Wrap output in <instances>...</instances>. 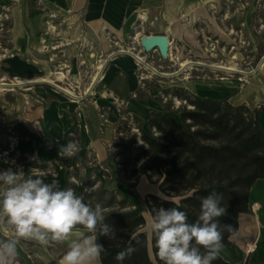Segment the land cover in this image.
Segmentation results:
<instances>
[{
  "label": "rangeland",
  "instance_id": "obj_1",
  "mask_svg": "<svg viewBox=\"0 0 264 264\" xmlns=\"http://www.w3.org/2000/svg\"><path fill=\"white\" fill-rule=\"evenodd\" d=\"M101 2L104 3L103 8L107 3L108 6L111 3L116 6L114 0H101ZM129 2L131 3V0ZM16 3L25 6L24 0H10L8 4L0 8V82L10 83L20 78L40 79L45 77L63 88L68 87L69 82L73 86L78 85L79 92L75 89L74 94L83 95V92L90 87L92 79L98 71V65L104 63L103 60L107 56L109 59L117 53L123 54L122 51L128 50L127 52L140 56L144 61L137 63L133 58L138 82L139 75L143 74L145 77L144 83H139L143 93L170 110L175 109L172 105H179V102L172 95L168 96L166 91L169 92L176 87H186L189 94H191L190 91L209 93L213 89L231 88L232 96L237 97L234 98L235 101L243 99L241 95L237 96V94L245 87L251 86L252 82L264 84V64H261V61L264 60V0H204L194 5H176L166 15L160 11L161 8L151 7L142 10L139 5L129 8V4L127 10H130L131 15L126 17L128 21L123 20L117 25H112L114 28L112 30L107 29L99 32L96 35L97 38L88 45L91 59L94 62L98 60L92 68H87L84 63L80 64L82 61L80 54H82L84 46L76 54L77 60L74 63L66 60L59 63L56 60L58 59L57 53H54L55 51L50 48V52L46 55L51 61L52 73L31 77L10 76L4 71L6 59L10 56H3V49L7 48L13 55L18 53L12 51L8 46L12 24L11 7ZM140 14L143 15L141 18L138 16ZM132 15L137 17L135 21H133ZM154 31L167 34L172 41L170 54L166 59L161 58L156 50L141 51L138 44L140 37ZM100 38H104L106 42V49L104 48L102 57H99L100 53H97V51L99 52ZM184 60L191 61V63L182 68L180 63ZM213 64L232 67L234 65V68L243 70L245 74L237 71L217 70L211 66ZM57 72H63L66 78H62V81L56 80L57 76H60L59 79H61V75ZM3 77L4 80H2ZM239 78L242 80H238ZM4 88L6 89L0 90V113L2 116L0 119V172L11 168L13 172H21L24 178L29 175L40 176L45 182H51L52 178H56L61 189L73 188L77 195L84 197V202L88 205L94 197H86V195L101 190L113 193L117 200L127 198L132 203L130 208L141 211L146 218L147 224L143 229L149 234L151 218L146 197L148 194L161 195V192L158 189V184L150 182L142 172L136 177L127 179L121 175V171H118L120 158L116 155L117 149L113 147V143L119 137L116 133L119 121L126 117V114L123 113L118 116L121 108L115 114L110 113L108 109L105 112L101 111L100 126L92 134L94 139L100 140L107 149L108 158L99 160L95 151L90 148L84 147V150H80L79 133L74 132L69 141L76 144L75 153L69 158L58 157L49 160L46 162V167L41 168L36 165L42 163L37 156L34 154L24 156L18 150L16 143L19 139L14 126L24 123V120L28 119L29 116L26 114L30 113L31 106L37 103L35 100L36 90L47 88V90H54L56 93H64L45 82L5 86ZM93 88L80 101H93V91L95 90ZM244 99L246 100L247 97ZM16 100L19 101L17 106ZM25 101H28V104ZM248 107L251 110L258 109L256 106ZM12 119H17L18 124L4 128L3 125L11 123ZM143 129L147 130L145 123ZM131 131L135 132L136 129ZM86 134H89L88 130ZM86 181L90 186L85 184ZM0 190H2V186H0ZM113 209H117V207L114 206ZM81 233V235H87L85 231ZM14 235L15 233L11 230L7 235L0 232V240H7ZM78 235L80 233L73 232L69 240L62 243L50 241L47 245H40L31 240H21L17 245L18 255L14 264H59L71 241L81 237Z\"/></svg>",
  "mask_w": 264,
  "mask_h": 264
},
{
  "label": "crops",
  "instance_id": "obj_2",
  "mask_svg": "<svg viewBox=\"0 0 264 264\" xmlns=\"http://www.w3.org/2000/svg\"><path fill=\"white\" fill-rule=\"evenodd\" d=\"M9 1L0 0V8ZM24 1L25 6L16 3L11 7L12 24L8 46L18 53L6 59L4 71L10 76L51 74V61L46 55L50 48L57 53L56 60L59 63L62 60L74 63L77 60L76 54L84 46L80 59L87 68H92L98 60L94 62L91 59L88 45L97 38L99 32L112 30V25L123 20L127 22L126 17L131 15L130 10H127L129 4V8L139 5L142 10L161 8L160 11L166 15L176 5H194L204 0H139V3L138 0H131V3L129 0H114L116 6L112 3L108 6L107 3L105 8L101 0ZM134 16L132 15L133 21L137 18ZM138 16L141 18L143 15ZM150 34L165 33L154 31ZM104 48L106 49V42L104 38H100L99 52L97 51L100 53L99 57H102ZM103 61L102 76L93 86V101H74L54 90L38 89L35 95L37 103L26 114L28 119L19 124L17 119H12L11 123L3 125L5 128L18 124L14 126L19 139L16 146L22 155L34 154L45 163L57 159L60 157L58 146L54 145L50 149V141L59 140L61 144H67L72 134L78 132L80 150H84V147L93 149L96 157L104 160L108 158L107 149L92 135L100 126L101 111L108 109L115 114L121 108L118 116L121 113L126 114V117L135 115L146 121L151 112L163 110L160 102L146 96L141 90L135 74L134 59L128 52L117 53L109 59L107 56ZM250 85L241 94H237L243 99L235 101L234 98L237 97H233L232 89L227 87L225 90L213 89L209 93L190 92L201 97H228L229 102L234 105L244 103L247 106H256L259 111L257 120L264 130V84L254 81ZM18 102L16 100V106ZM1 117L0 113V119ZM86 129L89 134H86ZM254 186H257L256 191H253ZM254 202L260 204L259 210L251 206ZM248 209L247 212L239 214L238 228L229 237L230 244L224 245L219 254L231 264H264V178L253 182L249 191ZM150 218L152 221L151 214ZM145 221L146 225V218ZM83 231L89 235L86 230L78 227L73 232L80 233L78 236H81ZM93 264H101L99 258Z\"/></svg>",
  "mask_w": 264,
  "mask_h": 264
},
{
  "label": "trees",
  "instance_id": "obj_3",
  "mask_svg": "<svg viewBox=\"0 0 264 264\" xmlns=\"http://www.w3.org/2000/svg\"><path fill=\"white\" fill-rule=\"evenodd\" d=\"M174 89L166 93L182 107L172 105L175 109L170 110L163 105L162 111L151 112L145 122L135 115L119 121V137L113 147L120 158V171L127 179L142 172L158 184L161 195L146 197L151 217L154 208L177 207L194 222L202 198L212 191L223 193L222 205L227 214L218 219L233 228L223 232V246L229 245V237L238 228L239 214L248 211L253 182L264 178V130L257 120L259 111L244 103L234 105L228 97H201L183 87ZM144 123L147 130L143 129ZM134 128L136 131H131ZM36 165L46 167L45 162ZM86 197H94L90 200L93 208L97 203L102 205L105 222L117 229L116 239H98L107 249L99 257L101 264H119L116 254L130 243L136 251L123 264H163L154 236L143 229L144 215L131 209L127 198L117 200L107 190ZM213 264L231 263L219 256Z\"/></svg>",
  "mask_w": 264,
  "mask_h": 264
},
{
  "label": "clouds",
  "instance_id": "obj_4",
  "mask_svg": "<svg viewBox=\"0 0 264 264\" xmlns=\"http://www.w3.org/2000/svg\"><path fill=\"white\" fill-rule=\"evenodd\" d=\"M58 146V155L71 157L76 144L69 141H50L49 148ZM0 232L14 237L0 240V264H14L21 240H31L40 245L65 242L77 226L89 235H81L68 245L60 264H93L105 246L98 242L103 236L116 239L117 229L105 222L103 207L84 202L82 195L69 187L61 189L59 181L45 182L40 176L24 178L11 168L0 172ZM223 193L212 191L201 200L200 214L190 222L185 211L177 207L154 208L150 231L155 239L157 255L163 264H213L223 248V232L233 231L231 225L221 224L218 218L227 214L222 205ZM136 248L129 246L119 251L115 260L119 264L130 257Z\"/></svg>",
  "mask_w": 264,
  "mask_h": 264
},
{
  "label": "bare ground",
  "instance_id": "obj_5",
  "mask_svg": "<svg viewBox=\"0 0 264 264\" xmlns=\"http://www.w3.org/2000/svg\"><path fill=\"white\" fill-rule=\"evenodd\" d=\"M143 19H144V17H143ZM122 51V50H121ZM128 51V50H127ZM126 51V52H127ZM191 63V61H188V60H184V61H182L181 63H180V65L182 66V68H185L188 64H190ZM261 64H264V60H262L261 61ZM103 65H104V63H101V64H99L98 65V71L96 72V74L94 75V77H93V81H92V83L90 84V87H89V91H90V89L94 86V84L96 83V81L98 80V79H100L101 78V70H103ZM213 68H215V69H219V70H226V71H237V72H242L243 73V70L242 71H240V69H236V68H234L235 66L233 65V67L232 66H226V65H224V64H222V65H215V64H213V65H211ZM245 72V71H244ZM103 73V72H102ZM243 74H245V73H243ZM2 80H4V77L2 78ZM238 80H242V78H239ZM35 82H47V83H50V84H52V85H55L56 87H58V88H60V89H62L63 91H65L66 93H68V94H70V95H73V93L70 91V90H68V89H66V88H63V87H61V86H59V85H57V84H55L52 80H50V79H48V78H45V77H43V78H40V79H36V78H20L19 80H17L16 82H14L15 83V85L17 84V85H29V84H32V83H35ZM12 84H9V83H7V82H0V90H2V89H6V88H4L5 86H11ZM7 89H10V88H7ZM74 96V95H73ZM256 187L257 186H254V190L253 191H256ZM251 206L254 208V209H256L257 208V210H259V207H260V204L258 203V202H254V203H251ZM261 215H262V213H261Z\"/></svg>",
  "mask_w": 264,
  "mask_h": 264
},
{
  "label": "water",
  "instance_id": "obj_6",
  "mask_svg": "<svg viewBox=\"0 0 264 264\" xmlns=\"http://www.w3.org/2000/svg\"><path fill=\"white\" fill-rule=\"evenodd\" d=\"M139 44L145 52L156 50L163 59L169 56V39L166 34H144L140 37Z\"/></svg>",
  "mask_w": 264,
  "mask_h": 264
},
{
  "label": "built area",
  "instance_id": "obj_7",
  "mask_svg": "<svg viewBox=\"0 0 264 264\" xmlns=\"http://www.w3.org/2000/svg\"><path fill=\"white\" fill-rule=\"evenodd\" d=\"M168 39H169V37H168ZM138 44H139V41H138ZM171 44H172V41L169 39V50H170V46H171ZM140 45V44H139ZM141 47V46H140ZM3 56H6V55H9V56H13V53H11L10 52V50H8L7 48H4L3 49ZM141 51L142 52H145L144 50H143V48L141 47ZM129 54H131L132 55V57L136 60V62L137 63H142V62H144L143 60H142V58L140 57V56H137V55H135V54H133V53H131V52H128ZM170 54V53H169ZM83 63V61H81L80 62V64H82ZM57 74H59V75H61V79H59L60 78V76H57V77H55L56 78V80H58V81H62V78H66L65 77V75L63 74V72H57ZM139 83H144V76H143V74H141V75H139ZM17 81V80H16ZM15 81V82H16ZM45 83H47V82H45ZM9 84H12L11 86H15V83L14 82H10ZM47 84H50V83H47ZM77 84V83H76ZM52 85V84H51ZM16 86H18L17 84H16ZM57 90H59V91H61V92H63L65 95H67L68 97H71V98H74V99H76V100H80V99H82V98H84V96L85 95H87L90 91H89V87L83 92V95L82 94H80V93H78V95H75L74 94V92H75V89H77L78 90V92H79V86L78 85H72L70 82L67 84V86L68 87H66V89H68V90H70L71 92H73V94H74V96L73 95H70V94H68V93H66L65 91H63L62 89H60V88H58V87H56L55 85H53ZM25 103L26 104H28V101H25Z\"/></svg>",
  "mask_w": 264,
  "mask_h": 264
}]
</instances>
